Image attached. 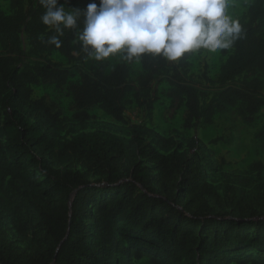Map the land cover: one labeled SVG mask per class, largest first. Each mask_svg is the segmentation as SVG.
<instances>
[{"label": "trees", "instance_id": "obj_1", "mask_svg": "<svg viewBox=\"0 0 264 264\" xmlns=\"http://www.w3.org/2000/svg\"><path fill=\"white\" fill-rule=\"evenodd\" d=\"M8 1L12 13H0V264H264L263 162L252 165L258 180L245 187L211 179L216 164L203 142L177 147L146 125H132L131 137L95 131L56 140L51 131L64 113L46 97L34 99L33 89L68 87L80 125L94 107L125 123L128 98L152 114L153 85L167 77L187 108L186 129L235 109L253 124L264 108V0L252 1L212 93L188 79L194 52L172 68L142 55L137 87L128 60L112 68L100 62L73 84V69L50 55L89 58L78 39L83 15L57 49L38 2ZM93 2L100 0H59L73 11ZM258 137L264 142V127Z\"/></svg>", "mask_w": 264, "mask_h": 264}, {"label": "rangeland", "instance_id": "obj_2", "mask_svg": "<svg viewBox=\"0 0 264 264\" xmlns=\"http://www.w3.org/2000/svg\"><path fill=\"white\" fill-rule=\"evenodd\" d=\"M38 2V0H34ZM253 0H228L227 14L239 23L248 19V12ZM67 11H73L65 7ZM11 14L8 0H0V13ZM23 48L30 49L28 35L22 34ZM231 48L220 50L217 53H208L206 50L194 52L191 58V68L188 79L200 90L212 93L218 86L217 80L221 67L231 54ZM123 54L111 56L103 61L110 68L124 62ZM50 58L65 67L72 68L75 76L71 82L80 80V73L88 72L100 62L87 58L69 60L62 54L54 52ZM169 62L172 68L178 64ZM140 60H133L131 81L137 87L138 78L142 74ZM34 99L46 97L49 102L57 104L63 111L64 122L62 126L51 131V138L56 140H69L81 132L109 131L123 137H131L132 125H146L149 129L164 137L171 139L175 146L188 148L191 139L196 138L203 142L209 151L213 152V162L216 169L209 172L215 183H231L245 187L253 186L257 180V174L251 170L253 164L264 163V142L258 137V133L264 127V108L258 114L253 124H248L241 116L240 110L235 109L226 114L217 115L212 125H200L195 129L184 127L187 118L185 103L177 97L167 77H162L152 88L153 98H157L152 114L140 107L134 96H130L126 103L125 123L117 122L106 115L100 108L90 109L92 119L86 125H80L73 119L75 114L72 97L68 87L59 88L56 85L35 86ZM4 121V110L0 108V127ZM207 154H209L207 152ZM264 178V173H263ZM7 180V179H6ZM3 174H0V187ZM134 264H151L148 258L136 261ZM235 264V263H233Z\"/></svg>", "mask_w": 264, "mask_h": 264}, {"label": "clouds", "instance_id": "obj_3", "mask_svg": "<svg viewBox=\"0 0 264 264\" xmlns=\"http://www.w3.org/2000/svg\"><path fill=\"white\" fill-rule=\"evenodd\" d=\"M38 3L44 10L41 23L56 33L48 43L57 49L59 37L83 15L78 39L96 62L117 54L129 62L145 54L176 62L190 52L229 49L242 32L239 21L227 14L228 0H100L83 11H67L59 0Z\"/></svg>", "mask_w": 264, "mask_h": 264}]
</instances>
